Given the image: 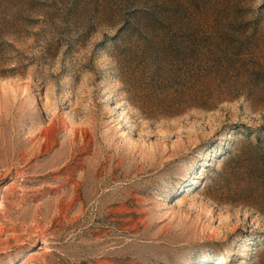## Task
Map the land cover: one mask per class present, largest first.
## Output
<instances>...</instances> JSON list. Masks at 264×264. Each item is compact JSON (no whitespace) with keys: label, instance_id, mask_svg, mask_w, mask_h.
Segmentation results:
<instances>
[{"label":"rangeland","instance_id":"obj_1","mask_svg":"<svg viewBox=\"0 0 264 264\" xmlns=\"http://www.w3.org/2000/svg\"><path fill=\"white\" fill-rule=\"evenodd\" d=\"M0 264H264V0H0Z\"/></svg>","mask_w":264,"mask_h":264}]
</instances>
